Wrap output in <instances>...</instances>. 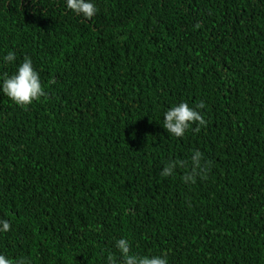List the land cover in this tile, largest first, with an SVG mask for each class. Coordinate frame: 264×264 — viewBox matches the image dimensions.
Segmentation results:
<instances>
[{
	"label": "trees",
	"instance_id": "16d2710c",
	"mask_svg": "<svg viewBox=\"0 0 264 264\" xmlns=\"http://www.w3.org/2000/svg\"><path fill=\"white\" fill-rule=\"evenodd\" d=\"M93 2L88 21L0 0V254L106 264L126 238L168 264H264V0ZM25 56L48 93L27 110L2 91ZM181 102L207 127L177 138ZM196 150L207 178L161 176Z\"/></svg>",
	"mask_w": 264,
	"mask_h": 264
},
{
	"label": "clouds",
	"instance_id": "9594fccd",
	"mask_svg": "<svg viewBox=\"0 0 264 264\" xmlns=\"http://www.w3.org/2000/svg\"><path fill=\"white\" fill-rule=\"evenodd\" d=\"M67 8L77 15L83 16L91 21L97 14L98 8L93 0H67ZM5 62H14L16 55L9 51L3 58ZM3 93L15 104L27 110L34 101L47 98L48 93L41 83L39 72L33 67V61L29 56H25L23 63L11 76H5L2 82ZM205 103L201 101L196 109H203ZM191 108L188 103L181 102L177 106L170 108L164 114L163 127L167 132L177 138L184 137L188 130L199 133L202 127H207V121L200 111ZM193 125H196L193 128ZM177 167L187 169L182 177L184 183L195 184L197 179L207 178L211 171V161H206L203 153L196 150L190 161L171 160L162 171L161 176H172ZM11 223L7 219H0V232L11 231ZM115 247L119 251V258L114 254L107 256L106 264H168L167 256H139L132 252V246L128 239L120 238L115 241ZM0 264H32L30 258L19 257L12 259L0 254Z\"/></svg>",
	"mask_w": 264,
	"mask_h": 264
}]
</instances>
